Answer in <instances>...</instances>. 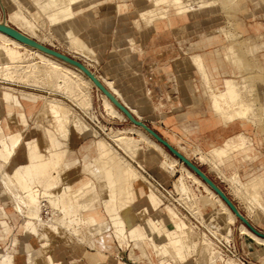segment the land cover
Listing matches in <instances>:
<instances>
[{"label":"rangeland","instance_id":"374dc122","mask_svg":"<svg viewBox=\"0 0 264 264\" xmlns=\"http://www.w3.org/2000/svg\"><path fill=\"white\" fill-rule=\"evenodd\" d=\"M18 1L22 3L20 6L17 4L16 0H0V32L6 35L9 34L8 36L12 40L22 45L19 51L23 53V58L26 56L24 58L25 60L28 59L29 62H36L39 65H43L42 59L34 55V52H37L63 66L75 69L65 58L69 56V58L80 62L83 66L88 65V67L94 71L97 69L100 70L96 74L98 76L101 75L106 81L113 82V86L117 90L115 94L128 104L135 115L142 118V121L148 125L154 135L144 131L142 128L140 129L139 126H134L129 120L124 121L126 120L125 112H123V114L120 112V114L123 115L122 117L110 114L122 120L108 116L105 111L106 107H104V97H101V93L96 90L94 84L89 79V84L86 85L85 89L90 93L92 99V108H90V113H92V115L87 114L86 111H88V109L80 108V106L63 91H55L54 87L51 89L50 87L53 86L51 81H49L50 83L39 84L40 86L37 87L27 83L28 81H18L19 79H14V77H8L9 79L5 77V80V78L0 75V138L12 134L15 135L16 132L19 133L21 131V139L23 140L18 151L16 148L17 153L15 152L16 155L13 157L12 162L6 165L5 170L11 173L18 164L26 163V145L28 143L38 144L41 152L45 156L50 155L48 154L49 152H47L48 141L45 130L46 128H52L53 125L46 110V102L57 99L67 107L66 109L69 114L81 117L93 131H86V134L83 133V136V134L75 130L71 123L68 124L69 136L64 141L62 148H60L62 153L65 152V154H62L64 157L62 156V162L58 167L60 169L61 183L55 191H60L65 187L66 183L69 182L75 190L73 191L74 196L80 191L89 189L97 193V196L95 193V195L93 194L94 197L90 194L91 191L89 190L90 192L88 195L90 197L93 196V198L91 197L88 201V195L85 194V200L82 198L84 202L80 203H85L87 199V204H83V206H85H81L82 208L79 207L77 209L76 207V210L81 211V219L83 220L81 226H78L80 232H78L77 237L69 232H61V234L57 235L47 226L43 225L40 226V228L46 234L45 239L49 242V245L42 248L40 247L42 240L37 241L34 235L22 233V223L25 218L22 215H20L22 217H15L10 214L11 216L8 221L4 219L0 220V228L7 226L11 229V226H13L14 234H18L19 238L18 240L14 239V241L18 243L16 247L12 249L8 241L3 242L0 240V251L8 249L15 253V264H28L27 252L33 253L32 260L35 262L33 261L32 264H48L46 260L47 255L54 256V260L61 261V264H159L160 261L162 264L164 258L169 264H211L210 261L213 258L210 256L212 242L207 238V236H210L208 233V230H210L208 224L210 223L214 226V230L215 226L220 225L224 234L231 235L240 251L251 263L264 264V245L253 241L249 236L242 234L240 230L242 225L249 229L246 225V223H248L250 226L264 233V211L259 207L258 203L253 200V194H251V191L249 192L247 190L248 186H245V183L247 184V180L251 176L247 179L244 178L246 170L249 171L254 169L258 164L243 163L241 166L236 164V167L228 170V175L226 174L225 176V169L229 167L230 164L233 165L231 159H235L231 158V163L227 161L228 164L226 163L225 166L223 165L220 166L219 169H216L209 161L205 162L201 160V154H209L202 143V138H194L192 140L189 138L185 139L177 130L182 117L190 110V107H188L183 100V89L187 90L186 98L189 102L193 103V110L202 111L201 116L204 120L212 117L210 107L211 96H209L210 90L206 87L202 79V74L197 73L199 67L190 60L189 55L186 53V47L190 42L198 40L205 35L216 34L222 36L225 34V37L222 36L224 43L220 48L224 46H232L234 48V54H232L233 64L228 66L230 75L225 78H232L239 83V89L244 104L252 109L246 114L235 116L233 120H228L226 115L220 117H222L226 126H229L230 123L238 119L250 120L246 122V130L249 137L245 136L251 142L256 143V148L264 155V0H184L190 10L187 13V20H184L182 16L174 15L172 6L173 0H165L164 2L166 3L162 2L155 5L149 0H141L140 3L136 0V5L131 0H86L74 8V16H76L77 21L80 23L82 32H91L93 30L101 36L104 35L108 38V47L104 52L97 47L95 49L96 51L92 50V52H88L91 50L86 47L85 49L74 45L71 39L72 36L68 34L69 30H71V26H73L71 22H74V19L71 20L69 18L73 16L69 15L66 17V19L68 18L67 22L71 23V25L67 24L64 28L60 27L62 24H51L52 22L49 17L45 15L40 8V5L47 0H36L34 2H32L33 0ZM203 2L210 3L204 5ZM20 9H22V11ZM143 10L144 14H142V16L147 15L148 18L152 20L166 16L168 10H170L172 24L157 30L154 28V24L148 25L145 24V21H143L144 19L141 20L140 14ZM15 11L23 13L22 15L25 17L24 20H28L29 23L28 21L27 23L26 21L12 22L10 18L11 13ZM92 14H96V16L99 17L111 15L112 23L110 29H104L101 24L95 23ZM121 22H130L131 25L128 26L126 24V26H123ZM222 27L227 33H224L223 30L220 29ZM145 32L149 35L160 33L168 35L175 33L182 34L184 35V41H180L179 43L181 50H178V52L175 49L169 50L166 54L165 46H152V48H150V42L143 41V33ZM123 35L134 37L137 45L132 47L128 43H116V39L118 37L122 38ZM226 35H228V37ZM134 44L135 42H131V45ZM156 45H159V43H156ZM160 52L165 55V57L161 59L165 60L168 65L167 74L174 78V82L177 85L181 107L176 108V106H170L168 110L160 112L153 106L150 112L143 114L146 106L142 104V91H137L133 85L129 88V78H137L129 75V73H132L139 67L141 68L149 61L156 62V60H160L157 56ZM118 61L123 64L122 69L113 66L115 62L117 63ZM1 64L2 61L0 62V65ZM205 69L208 71L207 63H205ZM75 70L84 75L80 70ZM139 78L140 81H143V76ZM248 83L250 85V90L248 88ZM210 84L212 85V83ZM251 88H253V90H251ZM123 92H125L129 99H126ZM23 93L39 95L40 100L38 101L37 107L42 106L43 102L45 104L39 111H30L28 105L24 102ZM16 100H18L21 105L18 104ZM130 101L136 102L138 105L131 106ZM42 108H45V110ZM133 108H137L140 115L136 113ZM124 109L128 112L127 108ZM186 117L189 116L186 115ZM97 119L102 126H106L108 129L112 128L113 132H118L119 130L122 132L124 131V135L136 137L137 139L140 138V132H144L145 134L148 133L147 135L151 139L164 148L170 158L172 157L177 160L175 172L171 174L160 167L158 161L150 160L155 151L143 142L140 143L141 147L136 155L132 156L130 153L126 152L118 146L111 136L104 135L96 128L95 124L99 125ZM3 121L5 125L2 124ZM45 123L48 127L42 125ZM49 123H51V125ZM93 128L98 130L99 133L94 132ZM5 129L8 131L7 134L4 132ZM113 132L111 134H113ZM171 134H176L177 138L170 137ZM98 139L107 142L109 147L114 148V151L117 152L121 158L133 165L139 172L143 180L141 179L142 181L140 180L128 184L126 186L128 190L135 191L134 188L139 187L147 191L148 188H152L166 205H170L176 209L179 215H183L180 216L189 227V229L186 230V232L188 231L189 233L187 243L190 242L188 244L191 245L192 243L194 246L189 252V255H187L186 261L181 262L173 250L170 240L171 236L168 234L173 232L176 228L172 227L168 222L166 213L163 209L164 206H161L157 211L154 209L153 211L151 210L150 213L147 214L146 219L137 216L139 207H136V205L144 199V197L141 196L142 193H137L132 198L133 214L131 216L134 218L131 224H134V227L131 230L146 226V221L149 217L158 216L156 217V221L154 220L156 224L158 222L157 227L159 229L154 233L157 242H153L156 244H152V240H147L149 243L148 246L145 244H141V246L136 245L130 235L131 232L129 231L131 230L129 229L128 234H126L128 235L127 239H124L125 244L122 247L118 243V239H116V237L114 238L112 230L107 232L110 226L108 228L106 224L110 222V215L103 201L106 198V185L102 175H100V171H98L99 165L94 161L96 156L94 144ZM251 145L248 144L235 147L231 149L232 153L230 154L239 153L251 147ZM52 150H55V148H52ZM248 150L251 151L252 149L250 148ZM14 154H12L10 158H12ZM257 157V155H250L246 160L244 159V161L248 160L249 162H254ZM3 158L4 157L1 155L0 159ZM161 158L163 157H157L158 160ZM182 167L189 170L193 177L188 176ZM51 170L55 172L53 166ZM147 174H150L160 181L165 188L163 193L148 184L146 180L148 177ZM181 176L183 178H181ZM238 182V189H240V191L236 188L237 186L235 187V184L237 185ZM241 182H243L244 187L240 185ZM181 185H185L186 187H184L188 188L186 189L187 191L184 190V192H181ZM49 187L50 182L48 181L38 186L40 189ZM213 187L231 203L236 209V212L230 209V206L226 204ZM239 187H241L242 190ZM238 191L239 193H237ZM10 195L11 194L6 193L4 186L0 183V196L6 200V203L0 206L4 207L8 213L13 212L14 206V200ZM262 195L264 197V191ZM124 197H126L125 190L124 194L120 196V199ZM219 199L223 200L228 209L225 210L222 205L219 204ZM43 204L46 205L44 206V213L46 209L49 213L47 215L44 214V218L47 220L52 216V209L48 206V202L44 201ZM197 205L201 209L200 215L196 214V212H198ZM118 206L120 207L119 203ZM6 211L5 214H7ZM228 212L235 216V222H230L228 220L230 215ZM213 213H219L218 217H211ZM201 219L204 220V222ZM95 223H99V226L103 228L102 233L94 228L95 225L93 226V224ZM160 227H162V229ZM229 227L231 229L230 233H228ZM94 229H96L97 232ZM215 231L217 234L222 235L221 231ZM249 231L252 232L251 230ZM164 236H168V245L170 246L167 245V242H164ZM207 239L211 242L210 246L208 245L209 242ZM248 239L252 240L251 243L248 242ZM160 241H163V244H161ZM40 242L41 244H39ZM158 242L161 246H164V244L165 246L167 245L169 252L166 255L164 254L165 256L160 253L158 254V250L156 249L162 248L159 246L160 244ZM194 243H197V245L195 246Z\"/></svg>","mask_w":264,"mask_h":264},{"label":"bare ground","instance_id":"6f19581e","mask_svg":"<svg viewBox=\"0 0 264 264\" xmlns=\"http://www.w3.org/2000/svg\"><path fill=\"white\" fill-rule=\"evenodd\" d=\"M16 1L19 6L20 4H22L20 1L18 0ZM34 1L36 0H33L32 2ZM84 1L86 0H83L82 2ZM172 2H173L172 6H173L174 14L180 15V14H184L190 11L189 8L187 7L188 5L185 4L184 0H173ZM79 3H80V0H47L43 4L40 5V8L42 12L49 17V19L52 22L51 24L53 25L63 24V22L66 20V17H68L69 15L71 16L75 15L74 8L81 4ZM208 3L203 2L204 5L206 4L208 5ZM20 10L22 11V9ZM169 13H170V10H169ZM22 14L23 13L17 12V11L11 13V17H10L11 21L12 22L26 21L24 20L25 17H23ZM66 25L67 24H64V25H61L60 27L64 28L66 27ZM72 25L73 26H71V30H69L68 34L72 36L71 39H72L73 44L77 45V47L79 48L86 47L90 49L91 51H88V52H92V50H95L97 46L96 44L88 46L87 43L80 37L81 31H82L81 26L74 25V24ZM220 29H222L224 33L226 32L223 29V27ZM220 29H219V32L221 33ZM8 35H6L3 32H0V59H1L0 62L2 61V64L0 65V75H2L4 78L6 77L7 79H9L8 77H12V78L14 77V79L15 78L19 79L18 81L21 80V82H23L22 80L26 82L28 81L27 83L35 85L37 87H39L41 84H46L47 82L51 81L53 83L52 84L53 86L50 85L51 89L52 87H54L55 91L56 90L61 91V92L63 91L65 94L69 95L74 100V102L77 103L78 106H80V108L87 110L92 106V99H91L90 93L85 89L86 85L89 84L88 78H86L81 73L77 72L75 69H72L67 66H63L56 61L48 59L41 53L34 52L35 54L34 53L33 54L36 56H39L42 59L43 65L42 64L39 65L36 62L35 63L29 62L27 58H26L27 60H25L24 58L26 56L23 55L25 56L23 58L22 57L23 53L19 51L22 45L16 42L15 40H12ZM226 36L228 37V35ZM221 53L223 56V60L228 67L231 64L230 49L225 47L222 49ZM193 60L195 62H199L200 64H202L201 57L199 55H196V57H194ZM225 83H226V87H227V91L230 96V99L233 102V112L229 114L227 118L228 120L229 119L233 120L235 116L240 115L241 111L243 112V114H246L250 108L246 106L245 104H243V102L240 100L239 83H237L235 80H230V79L229 80L227 79ZM106 84L113 93L117 91L116 88L113 86L112 81H106ZM249 86L250 85L248 83V88L250 90ZM253 88H251V90H253ZM22 95L24 97V102L28 105L30 111L32 110L39 111L40 108L45 104L43 102L42 106L37 107L38 101L40 100L39 95L37 96L33 93L32 94L23 93ZM103 97L105 99L106 110H108L109 114H113L116 116L119 115V117L120 116L122 117L123 115L120 114V111L117 110V108L110 102V100L107 99L106 96H103ZM16 102L20 104L18 100H16ZM46 103H47L46 110H47L48 116L50 117L52 121L51 123L53 125L52 128H46L45 130L47 141H48V147H47L48 151L47 152H49L48 154L50 155L45 156L41 152L38 144L28 143L26 145V158H27L26 163L20 166H17L11 173H8L5 170V162L2 163L0 161V181L2 185L5 187V189L9 192V194H11L10 196H12L14 200V209L16 213H18L19 215H22L25 218V221L23 223V232L34 235L37 241L42 240L41 241L42 244L41 242L39 243L41 244L40 247L42 248L49 245L48 244L49 242L46 241L45 239L46 234L42 231L40 226H43V225L47 226L52 232H54L57 235L61 234V232H69L73 236L77 237L78 232H80L78 226L79 225L81 226V222L83 220L81 219V216H82L81 211L76 210V207L78 209L79 207L83 206V204L85 203L87 204L90 198L91 197L93 198L95 194L97 196L96 191L92 192L90 189L89 190L91 192L89 190H86V191L84 190V191L78 192L74 196L73 191L75 190L72 188V185L69 182H67L65 187L61 189L60 191L58 192L55 191V189H57L61 183V175L59 171L60 169L58 167L62 162L61 160L62 156L64 157V155L62 154L63 153L65 154V152L62 153L60 151V148H62L64 141L69 136V127H68L69 125L68 124L71 123L72 126L75 128V130H77L78 133L80 134H83L86 131H90L91 129H90V126L81 117L69 114L68 110L66 109L67 107H65L64 104L60 100L52 99L51 101H48ZM42 109L45 110V108H42ZM216 109L218 112L222 111L221 108L218 107V105H216ZM133 110L137 113L135 109ZM51 123L49 124L51 125ZM42 125L45 126L46 123ZM20 132L19 133L16 132L15 135L12 134V135L0 138V151L7 152L8 156H11L12 154H14L16 152V148L18 149L19 146L22 145L23 140L21 139L22 135ZM123 133L124 131L123 132L122 131L113 132V134L110 135L112 139L118 144V146H120L126 152L134 156L136 155V153L139 151L141 147L140 143L143 142L147 144V146L153 148V150L155 151L154 154L151 156L150 160L158 161L159 166L171 174L175 172V165H177V160L172 157L170 158L167 155L164 148L159 143L151 139L147 135L148 133L145 134L144 132H140L139 139H137L136 137L124 135L125 133L124 134ZM108 145L109 144H107V142L101 139H98L97 141H95V144H94V150L96 151V156H95L94 161H96V164L99 165L98 171H100L101 173L100 175H102L105 181V185H106V198L103 201L105 202V205H106L105 207L108 210L109 215H110V222L108 224V228L109 226L110 228L108 229L107 232L112 230V234L114 235V238L116 237V239H118L117 241L120 244V246L122 247L124 246L125 244L124 239H127V236H128L126 234H128L129 229L131 230L134 227V224H131L134 218L133 216H131L133 214L132 198L135 196V194L142 193L141 196H143L144 199L136 205V207H139V210H138L139 213L137 214V216H139V218L146 219L147 214L150 213L151 210L153 211L154 209L157 211L161 206H164L163 209L166 213V218L168 222L172 225V227L176 228L173 232L168 234L171 236L170 240H171L173 250L181 262L186 261L187 255H189V252L192 250L194 246L192 245V243L191 245H189L188 243L190 242L187 243V237L189 233L188 231L186 232V230L189 229V227L184 222V220L181 218V216L179 215V212L173 207H171L170 205H166L152 188L150 189L148 188L147 191H145L144 188H139V187L135 188V191L128 190L126 187L128 184L138 182L142 178L139 172L133 167V165H131L129 162H126L123 158L119 156L117 152L114 151V148H111ZM52 148H55V150H52ZM208 152H209L208 155L207 154L200 155L201 160L205 162L209 161L212 164V166H214L216 169H219L220 166H223V165L225 166L226 162L232 156V154H230L232 153V151L226 150L223 146L215 147ZM160 156L163 158L158 160L157 157H160ZM249 156L250 155L244 156L243 160L244 159L246 160ZM52 166L55 172L51 170ZM183 170L186 171L188 176L193 177L192 173L189 170H187L185 167L183 168ZM181 178L183 177L181 176ZM47 181L50 182L49 188H43V189L38 188V186L42 185L43 183ZM180 182H181V179H180ZM238 185H239V182L237 185L235 184V187L237 186L236 187L237 189H238ZM240 185H243V182H241ZM184 186L185 185L183 186L181 185L180 189L183 190V191L181 190V192H184V190L188 189V188H185L186 186L185 187ZM245 186H248L247 190L249 192L251 191V194H253V197H252L253 200H255L258 203L259 207L264 211V197L262 195V192L264 191L263 176L259 173L251 176L247 180V184L245 183ZM124 190H125L126 197H124L123 199H120V196L124 194ZM238 190L240 191V189ZM239 191L237 193H239ZM89 192L92 195L94 193L95 194L90 197L88 195ZM85 194H87L89 197V198L87 197L88 201L86 199V202L81 204L80 202H84L85 200L84 198ZM247 194H250V193H247ZM44 201L48 202L49 204L48 206L52 209V214H51L52 216L49 217L47 220H45L44 218V214H45L44 206H46L45 204H43ZM219 201H220L219 204L222 205V207L225 210L228 209L222 199H219ZM118 203L120 204V207L118 206ZM200 210L201 209L198 206V212H196V214L200 215ZM3 213L5 216H7L4 210H3ZM228 214L230 213L228 212ZM218 215L219 213H213V216L211 217L215 218V217H218ZM156 217L158 216H152V218L149 217V219H147L146 221L147 222L146 226L141 227V228H136L135 230L133 229L129 231L131 232L130 235L135 241L133 242L136 245L141 246V244H145L148 246L149 243L147 240H152V244L155 243L153 242V241H156L154 233L158 229L157 227L158 222L157 224L155 222ZM228 220L230 222H235V216L233 214H230L228 217ZM202 221L204 222V220ZM93 226L94 228L98 229L100 233H102L103 228H101L98 223L93 224ZM6 227L4 228L3 233L4 232L6 233L11 230L9 229V227L7 228ZM160 228L162 229V227ZM208 228H214V226L209 223ZM96 229L94 230L97 232ZM215 230L222 232L220 225L215 226ZM240 230L242 234L249 236L253 241H256L257 243L264 245V239L254 235L244 225L241 226ZM228 231H229L228 233L231 232L230 227ZM166 233H169V232H166ZM222 234L224 233L222 232ZM162 242L161 244H163ZM164 242L165 243L167 242V245H168V236H164ZM11 243H12L11 246L15 248L18 242L17 241L12 242L11 240ZM210 243L211 242H209L208 244L209 246H210ZM161 244L159 246H161ZM157 245L155 246L158 247ZM167 245L165 246L164 244V246H161L162 248L156 249L158 250V254L159 253L162 255L168 254L169 251H168ZM194 245L196 246L197 243L196 244L194 243ZM14 254L15 253H13L11 250H8V249L0 251V264H15ZM32 258H33V253L27 252L28 264H32V262L34 261L32 260ZM46 260L48 263L52 262V264L54 263L61 264L59 261H55L54 256L52 255H47ZM210 263L218 264L216 262L214 263L213 258L210 261ZM162 264H169V263L165 261V258H164L162 261Z\"/></svg>","mask_w":264,"mask_h":264},{"label":"crops","instance_id":"0c3cea01","mask_svg":"<svg viewBox=\"0 0 264 264\" xmlns=\"http://www.w3.org/2000/svg\"><path fill=\"white\" fill-rule=\"evenodd\" d=\"M82 1L83 0H80V3ZM131 1H133V3H135L136 5L137 3L136 0H131ZM137 1L138 3L141 2V0H137ZM143 1H148V0H143ZM149 1H151L153 5L162 3V2L166 3L164 2L165 0H149ZM187 13L180 14V15L174 14V15L182 16L184 20H187L188 19ZM142 14H144V10L141 11V14H140L141 20L144 19L143 21H145V24H148V25L154 24V28L157 30H160L163 27L168 26L169 24H172L171 14L169 13V10L166 16L155 19V20L149 19L147 15L142 16ZM92 15H93L95 23L101 24L104 29H110L111 23H112L111 15H107L106 17H99V16H96V14H92ZM87 17H88V12H87ZM69 19L71 20L74 19V23L73 21L71 22L72 24L80 25V23L77 21L76 16H73L72 18H69ZM67 20L68 18L63 22L62 25L71 24L67 22ZM121 24L123 26H126V24L128 26L131 25L130 22H127V23L121 22ZM183 36L184 35L179 34V33H175L171 35L163 34V33L149 35L148 33L145 32L143 33V41L145 42L149 41L150 48H152V46L153 47L165 46V51L167 54L169 50L175 49L177 52L178 50H181V46L179 43L180 41H184ZM80 37L87 43L88 46L96 44L97 45L96 47L101 49L102 52H104V50H107L108 43H109L108 38L104 35L101 36L96 31L95 32L93 30L91 32L81 31ZM131 42H135V44L131 45ZM116 43H128L132 47L137 45L136 39L134 37L126 36V35H123L122 38L118 37L116 39ZM156 43H159V45H156ZM223 43H224V40L222 36L216 35V34L215 35L208 34V35H205L204 37L199 38L198 40L190 42V44L186 47V53L189 55L190 60L194 64L198 65L199 67V69H197V73L202 74V79L204 80L206 87L209 88L210 90L209 96H211V106L210 107H211L212 117L210 119L204 120L201 116L202 111L193 110L192 109L193 103L189 102V100H187L186 98L187 90L183 89L182 91L183 100L186 102L187 106L190 107V110L186 112L185 115L182 117V120L177 130L181 133V135L185 139L189 138L192 140L194 138L196 139L202 138V143L207 151H210L213 148L218 147V146H223L226 150L231 151V149L235 147L252 144L251 147L246 148L245 150H242L239 153H234L230 157V159L233 158L235 160L231 159V161L233 162V165L230 164L229 167L225 169L226 171L225 176L226 174L228 175L227 173L228 170L234 169L236 167V164H238V166H241V164L243 163H257L258 165L256 168L251 169L249 171L246 170V173L244 174V178L247 179L250 176L256 175L257 173H259L263 176V179H264V155L260 150L256 148V143L251 142L246 137L248 136L247 135L248 133L246 130V122L250 120L238 119L235 122L230 123L229 126H226L224 124L222 117H220V116H225V115L228 116L229 114L233 112V102L230 99V96L227 91L226 83H225L227 79L228 80L229 79L233 80V79L225 78L230 75V71L223 60L221 51L225 47L230 49V61H231V64H233L232 54H234V48L232 46H224L220 48L223 45ZM158 54L159 55L157 56L159 57L160 60L158 61L156 60V62L149 61L141 68L139 67L132 73H129V75L137 77L136 79L134 77L129 78V81H128L129 88L133 85L137 91L138 90L142 91L141 93L142 104L146 106L143 114L150 112L153 106L154 108L158 109L160 112L164 110H168L170 106L171 107L176 106V108L181 107L179 97H178L177 85L174 82V78L167 74L168 65L166 61L161 59V58H164L165 55H163L162 52ZM196 55H199L201 57L202 64L196 63L193 60V58L196 57ZM205 63H207L208 71L205 69ZM113 66L120 67L122 69L123 64L122 62L118 61L117 63L115 62ZM140 76H143V81H140V78H139ZM210 83H212L213 86ZM123 93L126 99H129V97L125 94V92ZM240 100L244 104V100L241 96V92H240ZM130 102H131L130 103L131 106L138 105L136 102L135 103L132 101ZM216 105H218V107L221 108L222 110L221 112L217 111ZM133 109H135L137 113L140 115L137 108H133ZM251 109L252 108H250L248 111H250ZM241 114H243L242 111L240 115ZM186 115H188L189 117H186ZM2 124L5 125V122L3 121ZM4 132L6 134L8 133L6 129L4 130ZM171 136L177 138L176 134H171L170 137ZM250 148L252 149L251 151L248 150ZM16 153L12 156V158H10L11 156H8L7 152L0 151V156L2 155L4 157L3 159H5V160L0 159V161L5 162V167H6V165H9L12 162L13 157L16 155ZM247 155H254V156L257 155L258 157L254 162H249L248 160L244 161L243 156H247ZM230 159L228 160L229 163H231ZM226 163L228 164V162ZM22 164H18L17 166H20ZM230 177L233 178L232 176ZM6 193H9V192L6 190ZM5 203H6V200L0 196V205L5 204ZM3 210L4 212L6 211L4 207L0 206V220L4 219L8 221L11 215L15 217H22L18 213H16L14 206H13V212L8 213L6 211L8 214V215L6 214L7 216L4 215ZM23 223H22V229H23ZM108 224L109 222H107L106 225ZM263 224H264V220H263ZM4 228H0V240L3 242L8 241L10 243V247L14 249L13 246H11L12 245L11 240L12 242H14V239L18 240L19 239L18 234H14L13 226H11V230L6 233L5 232L3 233ZM22 233L25 234L24 232ZM251 241L252 240L248 239L249 243H251ZM59 262L62 263L61 261ZM48 264H52V262Z\"/></svg>","mask_w":264,"mask_h":264},{"label":"built area","instance_id":"2783aa9c","mask_svg":"<svg viewBox=\"0 0 264 264\" xmlns=\"http://www.w3.org/2000/svg\"><path fill=\"white\" fill-rule=\"evenodd\" d=\"M65 58L73 66V68L83 72V74L94 84L96 90L101 93L102 98L103 96H106L111 101V103L117 108L118 111H120L122 114L123 112H125L126 120L124 121L129 120L134 126H139L140 128H143L145 131L152 133L154 135L153 131L148 127V125L142 121V118L135 115L132 112L131 108L121 98H119L115 93L111 91V89L106 84V80L101 75L98 76L96 74L100 70L97 69L96 71H94L91 68H89L88 65L83 66L80 62L69 58V56ZM90 108H92V106ZM124 108H127L128 112ZM89 109L86 112L87 114L92 115V113H90L91 110ZM105 111H106V114L110 116L111 118L120 119L118 117H113L112 115H110L107 112L106 108H105ZM97 122L99 123V125L95 124L96 128H98V130H100L104 135L110 136V134L113 132V129L112 128L108 129L106 126H102L98 119H97ZM98 130L94 129L96 133H99ZM118 132H121V131L119 130ZM147 175L148 177L147 178L145 177V178L148 184L154 187L159 192L163 193V191H165V188L160 183V181H158L156 178H154L150 174H147ZM213 188L216 192H218V190L215 187ZM218 193L220 194L221 198H223V200L226 202V204L230 206V209L236 212V209L231 205V203L220 192ZM47 214L49 213L47 210H45V215ZM180 215L183 216L182 214ZM246 225L249 228V230H251L254 234H256L259 237L264 238V233L258 231L254 227L250 226L248 223H246ZM209 229L210 230H208V233L210 236L209 237L207 235L206 236L212 242L210 256L213 257L216 263L218 264H253L240 251V249L238 248L236 242L234 241L231 235L217 234L213 228H209ZM159 264H161V262H159Z\"/></svg>","mask_w":264,"mask_h":264}]
</instances>
